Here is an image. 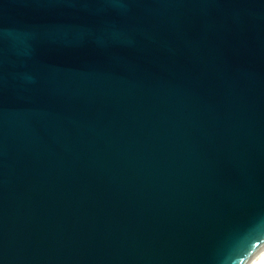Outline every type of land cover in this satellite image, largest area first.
<instances>
[{
  "label": "water",
  "instance_id": "water-1",
  "mask_svg": "<svg viewBox=\"0 0 264 264\" xmlns=\"http://www.w3.org/2000/svg\"><path fill=\"white\" fill-rule=\"evenodd\" d=\"M264 0H0V264H254Z\"/></svg>",
  "mask_w": 264,
  "mask_h": 264
},
{
  "label": "bare ground",
  "instance_id": "bare-ground-1",
  "mask_svg": "<svg viewBox=\"0 0 264 264\" xmlns=\"http://www.w3.org/2000/svg\"><path fill=\"white\" fill-rule=\"evenodd\" d=\"M254 264H264V253L260 256V258Z\"/></svg>",
  "mask_w": 264,
  "mask_h": 264
}]
</instances>
